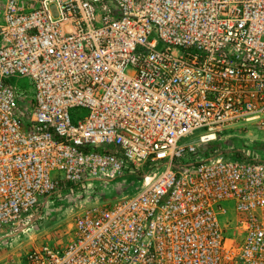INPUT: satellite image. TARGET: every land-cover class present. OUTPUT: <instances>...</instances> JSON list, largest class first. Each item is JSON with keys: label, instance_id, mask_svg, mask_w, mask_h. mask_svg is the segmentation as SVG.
Wrapping results in <instances>:
<instances>
[{"label": "built area", "instance_id": "obj_1", "mask_svg": "<svg viewBox=\"0 0 264 264\" xmlns=\"http://www.w3.org/2000/svg\"><path fill=\"white\" fill-rule=\"evenodd\" d=\"M252 125L264 0H0V247L61 186L142 179L0 264H264V155L221 143Z\"/></svg>", "mask_w": 264, "mask_h": 264}, {"label": "rangeland", "instance_id": "obj_2", "mask_svg": "<svg viewBox=\"0 0 264 264\" xmlns=\"http://www.w3.org/2000/svg\"><path fill=\"white\" fill-rule=\"evenodd\" d=\"M51 11L54 16L59 15L56 6H53ZM13 81L26 91L28 97L31 96L32 86L28 79L16 78ZM83 112V109L78 111ZM221 143L247 150L253 155H264V127L256 125L238 127L227 132ZM141 186L142 179L138 172H128L114 180L95 181L90 187L85 183L66 188L61 186L41 202L35 210L33 222L2 241L0 261L13 254H23L42 243L57 248L66 246L74 237L76 217L86 207L112 204L119 197L136 193Z\"/></svg>", "mask_w": 264, "mask_h": 264}]
</instances>
